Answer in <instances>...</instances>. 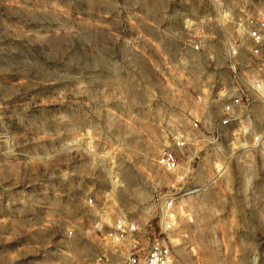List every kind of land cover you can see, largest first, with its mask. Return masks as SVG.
I'll list each match as a JSON object with an SVG mask.
<instances>
[{
  "label": "rangeland",
  "instance_id": "rangeland-1",
  "mask_svg": "<svg viewBox=\"0 0 264 264\" xmlns=\"http://www.w3.org/2000/svg\"><path fill=\"white\" fill-rule=\"evenodd\" d=\"M252 11L264 0H0V264H97L111 217L146 221L158 194L175 195L174 264H206L203 241L264 264V148L190 135L182 185L156 164L226 78L220 17Z\"/></svg>",
  "mask_w": 264,
  "mask_h": 264
},
{
  "label": "built area",
  "instance_id": "built-area-1",
  "mask_svg": "<svg viewBox=\"0 0 264 264\" xmlns=\"http://www.w3.org/2000/svg\"><path fill=\"white\" fill-rule=\"evenodd\" d=\"M220 18V24L230 29L222 46L226 78L218 81L209 94L197 98L200 103L208 96L209 106L190 115L187 130L171 131L168 146L156 157V164L175 175L178 185L190 175L189 165L180 167L179 156L187 161L195 158L189 152L190 135L198 137L196 146H211L218 153L224 145L236 151L264 148V12L224 13ZM193 48H201V41ZM213 165L222 167L219 163ZM85 203L92 206V198ZM174 208L175 195L158 194L150 205L153 215L146 221L123 213L111 217L100 233L102 251L97 254L96 263L115 264V258H120L122 264H174ZM99 210L97 225L105 224L101 219L105 211Z\"/></svg>",
  "mask_w": 264,
  "mask_h": 264
},
{
  "label": "bare ground",
  "instance_id": "bare-ground-1",
  "mask_svg": "<svg viewBox=\"0 0 264 264\" xmlns=\"http://www.w3.org/2000/svg\"><path fill=\"white\" fill-rule=\"evenodd\" d=\"M201 67L197 64V63H194L192 61V63L189 65V72L192 74L193 78H191V80H189V82H197V79L199 77V74L201 73ZM191 77V76H190ZM209 105H207L208 107ZM206 107V108H207ZM154 146V145H153ZM155 148V147H154ZM154 150V149H153ZM238 171V170H237ZM208 197H206L207 199ZM181 206V205H180ZM180 210V209H179ZM181 213V210L179 211ZM102 216V215H101ZM102 220H106L107 221V216L106 217H101ZM88 246V245H87ZM84 250L87 249L86 246H82ZM81 249V250H82ZM199 253L201 254V257L203 258V261L206 263V264H219L215 254H214V250H213V246L208 243L207 241H203L201 242L200 244V247H199ZM182 258V257H181ZM177 264H180V262H177ZM185 264V263H183Z\"/></svg>",
  "mask_w": 264,
  "mask_h": 264
}]
</instances>
